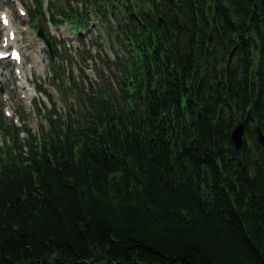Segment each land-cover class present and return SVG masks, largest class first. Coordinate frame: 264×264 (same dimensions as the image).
<instances>
[{
  "label": "trees",
  "instance_id": "1",
  "mask_svg": "<svg viewBox=\"0 0 264 264\" xmlns=\"http://www.w3.org/2000/svg\"><path fill=\"white\" fill-rule=\"evenodd\" d=\"M48 10L56 25L98 19L127 55L89 94L53 68L82 106L65 119L53 105L39 134L0 105V264H264V0Z\"/></svg>",
  "mask_w": 264,
  "mask_h": 264
},
{
  "label": "rangeland",
  "instance_id": "2",
  "mask_svg": "<svg viewBox=\"0 0 264 264\" xmlns=\"http://www.w3.org/2000/svg\"><path fill=\"white\" fill-rule=\"evenodd\" d=\"M93 24H95V29L97 32L94 31L93 28L91 35L87 34V44L89 45L87 50L94 57L93 60H90L84 56V50L77 49V52L79 51V53L76 54L78 61H70L68 59V61L63 63L57 60L55 64L53 63L54 67H60L62 72V74H60L61 79L60 81H57V83L60 82L61 85L63 84L69 87L70 81L68 80V76L72 72L74 78L76 79V83L79 84V88L83 90L85 94L90 93L92 85L97 87L98 90L106 88L102 77L108 82L111 79H114V63L118 61L119 57L124 59L127 55V48L124 45L120 46V44L113 43L112 39L108 36L104 29L100 32L102 28L100 23L98 24L96 21H94ZM38 55L40 56L38 57V60L36 59V55L28 58V60L31 62V70H34L33 73L36 76L35 80H38V84L46 89V94L50 95L52 99H49V97L45 95L41 97L39 94L40 99L37 100L33 96L34 100L32 101V104L30 101H28L27 107L25 99H21V89H19L17 77L15 76V65L13 63H11L9 66L0 64L2 87L4 88V92L10 98V100L5 102L3 101L2 94L0 93V103H4V111L8 108L10 112L12 111L13 116L11 118L8 117L9 120L19 118V125H28L34 134L39 133L42 127L45 129L48 128L46 117H48V113L52 109L51 103H55L57 105V109L65 117V119H68L70 114L73 115V113L82 106L78 98L74 97V93L69 90L64 95L65 99H67V102L65 104L60 102L61 100H64V97L59 89H57L51 81L53 75L52 66L48 59H46L44 52L42 54L38 53ZM70 55L72 54L70 53ZM34 86L36 85L33 83L32 87ZM35 101L42 111V116L39 115L37 110H34ZM20 107H23L27 114L24 118L21 117V121L19 116L21 109ZM44 115L45 117H43ZM24 137L25 136L22 135V138Z\"/></svg>",
  "mask_w": 264,
  "mask_h": 264
},
{
  "label": "water",
  "instance_id": "3",
  "mask_svg": "<svg viewBox=\"0 0 264 264\" xmlns=\"http://www.w3.org/2000/svg\"><path fill=\"white\" fill-rule=\"evenodd\" d=\"M161 24H164V21L159 18ZM39 37L42 38L43 40H45L48 48H49V52L51 54L52 59H54V53H53V49H52V45H51V41L49 39L45 38V34L42 30L39 31L38 33ZM192 104L194 105L195 109L198 110L199 106L197 103L192 102ZM244 132H245V124L240 123L233 131L232 133V141L234 146L236 147L237 150H240L243 148L244 146ZM263 141V139H262Z\"/></svg>",
  "mask_w": 264,
  "mask_h": 264
},
{
  "label": "flooded vegetation",
  "instance_id": "4",
  "mask_svg": "<svg viewBox=\"0 0 264 264\" xmlns=\"http://www.w3.org/2000/svg\"><path fill=\"white\" fill-rule=\"evenodd\" d=\"M2 64H4L5 66H6V65H8V66H9V63H7V62H3Z\"/></svg>",
  "mask_w": 264,
  "mask_h": 264
}]
</instances>
